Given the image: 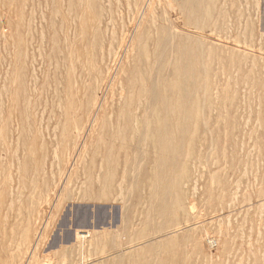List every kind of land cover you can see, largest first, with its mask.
Here are the masks:
<instances>
[{"label": "rangeland", "instance_id": "obj_1", "mask_svg": "<svg viewBox=\"0 0 264 264\" xmlns=\"http://www.w3.org/2000/svg\"><path fill=\"white\" fill-rule=\"evenodd\" d=\"M33 1L32 0H0V54H1L0 55V67H1L0 68V95H1L0 97L2 99L5 96V93H4L5 90L1 88L2 80L5 77L6 79H11V77L14 76V75H11V71H10L11 62L13 59L12 57L14 56L12 52H18L19 51L18 47L21 48V45H22L23 47L22 49H24L25 51L27 50V51L25 52L26 54H25V57L23 58V61H19V62H22L23 65H25V70L22 71L23 76H22V73H19V72H17L16 75L22 78L24 77L23 78L24 83H25L24 96L26 99L30 98L29 100L27 99V101H25L22 98V94L17 93L19 97L13 98L14 99L13 108H16V111L13 112V116L9 120L3 117H1L0 119V130L2 131V134H0V137H1L0 139V178H1V181H0V184H1L0 185L1 187L0 188V246H1L0 247V257L3 255V252L5 253L12 252L14 254L13 262H15V264H19L22 262L24 264L25 263L27 264H34V263L35 264H45V263L48 264L46 261H48L49 264L51 263L52 264H73L75 260L76 261L74 262V264H136V263L137 264H171V263L172 264H256V262L257 264H262V263L264 264V240H263L264 239L263 238L264 237V213H262L264 212V202H263L264 201V172H263L264 171V162H263L264 160V142H263L264 141V138H263L264 137L263 136L264 135V131H263L264 130V119L261 120V117L262 118L264 117V78H263L264 77V72H263L264 71V64H263L264 63V0H231V1L225 0L224 3H223V0H212L211 1L212 9L208 13L210 16L208 14H207L208 16L207 15L205 16L204 14L201 15L203 13V11L201 13V10L199 13L195 12L196 7L194 6L189 7V5H186L185 10L184 9L177 10L179 7H175L176 3L173 1L172 2L175 3V5L171 1L166 2L167 0H158V1L152 0V3H151L152 6L150 7L151 8L150 10L151 12H153V14L155 13V16H156L155 24L156 25H154L155 27L154 26L152 27L153 30L151 29V27L149 28V30H152V32L149 31L148 34H151L152 37H149L148 40H150L151 38L152 41L151 40L150 41L152 45L149 43L150 41H148L149 44H147V47H148L147 49L150 52L151 50H154V48H156L155 47V45L157 44L156 37H158L157 31L160 30L159 28L161 27L166 28V32L169 27L168 33H167L168 35L167 41L168 42L174 41L172 42L173 48L168 53L170 64H171V61L172 63L176 62V64L182 62V60L179 59L181 55H178V53H180L179 52L180 50H178L177 52H176L177 49L175 50V44L177 43L178 39L176 41L172 39H175L176 36H179L180 38L179 40H181L180 43L183 46H188V47L193 46L192 47L193 49H190V50L193 51V53H195L194 55L197 54L196 56L198 58L196 59H198L199 61L198 63L199 67L198 66L197 67L200 71V74H198L196 77H198L201 74L203 75H201L200 78L199 77L195 78L194 79L195 82L194 80H192V82L189 80L184 82V80L180 79L181 83L178 84L179 82L178 81L176 83L177 85L176 87H178V91L181 90L182 88H183L182 91H184V89L186 88L185 89L186 92H190L195 84L197 85L200 83L202 85V87L199 89L200 91L198 92L199 93L198 101H200L199 103L202 102L201 104H198L200 105L198 117L199 116L202 117V120L200 117L199 118L197 117L198 119L202 121V123H199L200 120L197 119L198 121L197 126H196L197 130H194L192 140L188 142L186 139H184L186 142L183 141V143L179 141L176 143L175 141L176 146L172 147V148H176L175 151L170 150L169 152L167 151L165 152L166 154L167 153L170 154V156L168 154L166 155L165 153L163 154L164 157L168 156L167 162L170 164L171 167L167 164V162L163 164L161 163L162 165L158 164L157 162H154L155 161L154 157L149 159L143 156L142 158H138V162L137 160H135L134 162H129L127 164H125L126 161H123L124 160L123 157L121 156L117 157L115 159L116 166H117V174L111 180L110 187L106 189H102V185H100V182H101L100 179L96 178V173L97 174L99 172L103 173L106 170V168L103 166V163L100 161V157L102 154L101 152L103 148L94 147V146L89 145L92 141L90 137L95 135L98 131L93 132L90 129L92 128L91 121L94 115H92L91 110L86 105V100H87L86 98L88 96V99L91 100V98H93L91 94H93V96L97 97L98 104H101L105 101L109 105L114 101V96H112V92L114 91H113V88L110 86L111 85L110 83L113 80L117 82L118 80H120V78H124L122 72L124 70H127V67L129 68L130 64L132 63L133 51L130 53V44L132 40L135 38V36L137 35L136 32H138L139 29L143 31L144 29L148 27L143 21H140L143 19L142 16L146 15L148 11L146 7L147 5L146 3H142L143 2L142 0H135L136 4L132 2L134 0H106L107 2L104 0L105 3L102 2L103 0H98L100 2V5L104 3L101 5V7L103 6L102 8H104L105 4H106L105 8H108L106 10L108 11L109 14L107 13V17H106V14L104 13L107 11L105 10V8H104L105 11L102 10L100 5L98 4L99 2L96 4L97 0H89V2L88 0L86 1L85 0H63V2L62 0H55V1L54 0H51V1L33 0ZM39 1H40V5H39ZM52 1L54 2L53 4H52ZM35 2H38V3L36 4ZM138 2H139V5H138ZM226 2H229V4ZM62 3L64 4V6H62L63 5ZM132 3L134 4V6L132 5ZM168 3H170L171 6L170 4L168 5ZM94 4L96 5V7L98 5V7L96 8ZM237 4H238V7H237ZM128 5L130 7L132 6L131 9L130 7L127 8ZM235 6L237 7V9ZM90 7L92 9H90ZM218 7L220 11L218 10ZM224 7H226V9L228 10H230L229 9L230 7L232 13L233 11L234 13L232 14L230 11L228 12V10H225V9L223 11ZM240 8L242 9L240 10ZM99 9H101V11ZM189 9H191V11ZM130 10H133L132 12L133 15L130 14L131 13ZM161 10L162 11L164 10L166 12L164 13L163 11L161 13L160 12ZM40 11H41V14H40ZM96 11H98L99 15L96 14ZM218 11L219 13L221 12V15L223 16V18H226V20H228V23L226 20H223V18H220L221 15L217 13ZM38 12L39 14H37ZM101 12H103V14H101ZM190 12H194V13L190 14ZM238 12H242L243 15ZM58 13L60 17L59 15H57ZM126 13L128 14V18H126L127 17ZM70 14L72 17L70 16ZM149 14L151 13L149 12ZM167 14H168V17L166 18ZM226 14L227 15L230 14L229 17L232 14V17L233 16L234 17L233 18L230 17L231 19L230 20ZM39 15L41 16V18ZM91 15H93V17ZM101 15H103L104 18L106 17L105 20H103L104 18ZM157 15L160 16L161 18H159ZM217 15L219 16L220 19L218 18ZM84 16H86L87 18ZM112 16L114 18H112ZM27 17H28V20H26ZM57 17L60 20H58ZM100 17L102 18L100 19ZM235 17L237 19H235ZM74 19L75 21H73ZM84 19L87 20L86 25H89L91 27L94 26V28H91L92 31L90 30V27L86 28L88 26L81 25L82 23L85 24ZM181 19H182V22H184V24L186 23L185 26H183L184 24L181 25L182 23ZM216 19L217 20L219 19L218 22ZM97 20H99L98 22L100 24L97 23ZM207 20H210V22L208 21L209 24ZM212 20H214L213 22L215 23V24L213 23V25H211ZM42 21L44 24H42ZM174 21H176L175 25L177 27V32H174L175 30ZM188 21H189V24H188ZM194 21L200 22V23L203 21V22H206V24H204L203 22H202L203 24L198 23L200 25L198 27V24L197 26H195ZM235 21L238 24L235 23ZM62 22L64 23L62 24ZM90 22L92 24H90ZM221 23H224V24L220 25ZM74 24L76 25V27ZM138 24L141 25L139 29H138V26H139ZM30 25L32 27H30ZM61 25H63L62 28H61ZM228 25H230V27ZM231 25L233 28H231ZM222 26L223 27L227 26V27H225L224 29ZM234 26H236V28H234ZM21 27H24L23 30ZM193 27H196L197 30L196 28L194 29ZM200 27H201V31H200ZM206 27L207 28L209 27L210 29L212 28L211 31H209V33L207 30H210V29H207ZM214 27L217 30H215ZM241 27H244V29ZM60 28L62 29V31L60 30ZM226 28L232 29L231 30L232 32L230 31V29L228 30ZM106 29H107V33H106ZM133 29L136 30V32ZM75 30L78 31V33L75 32ZM245 30H246V34H249V35L245 36ZM25 31L27 33H25ZM93 31H95L96 33ZM225 31L226 32L230 31V34L229 32L227 33L229 34V36L230 35L231 36L228 37ZM60 32L62 33V35ZM87 32L89 35H90V32H92L91 36H93V37L90 36L91 42L89 43H87V40H89L87 39L89 37ZM213 32H215L214 33L215 35L213 34ZM75 33H76V36H75ZM172 33L174 34L177 33V34L175 36ZM1 34L5 36H2ZM71 35L72 37H70ZM171 35L174 38L172 37V39H170ZM186 35L187 37H184ZM252 35H253V39L251 38ZM102 36L104 38H102ZM217 36L219 39L217 38ZM85 37L87 40L85 39ZM94 37L98 39L96 43H93L95 42ZM99 37L101 39H99ZM108 37H109V40H108ZM188 38L191 40L190 42L187 41L189 40ZM196 38H199L200 40L198 39L196 40ZM202 40H204L205 42ZM61 41L62 43L60 46L59 43ZM159 42H160L159 44H161V41ZM206 42L208 43L211 42V43L205 44ZM218 43H220L221 45ZM90 44L91 46H89ZM119 44L121 47L119 46ZM117 45L119 46V48ZM152 46H153V49H152ZM210 46L211 47L215 46V49L214 47L212 49ZM54 47H56V49ZM90 47H92L93 50L94 48L98 49L97 51L95 50L96 59L93 57L94 55L92 56L94 52L92 51V49H91V53H89ZM62 48L65 50H63ZM206 48L209 51V55L206 52L207 50ZM210 48L213 51L214 50L216 51L212 52L210 51L211 50ZM100 49H101V52H100ZM185 49H187V47ZM173 50H175V52ZM217 50L218 51L220 50L221 53H219ZM232 50L234 51L232 52ZM36 51L37 52L39 51V52L37 53ZM101 53L103 54L102 56L100 55ZM88 54L90 56H88ZM107 55H109V59ZM241 55H243V57L246 56V58L245 57L243 58ZM64 56H67V57L64 58ZM175 56L176 58L178 56L179 57L176 59L174 58ZM222 56L226 58H223ZM207 57L210 58L208 59V62L209 60L213 62V63L209 62L210 64L208 63V66L206 64L207 62H205L206 61L205 58ZM212 57H214L213 61H212ZM252 58L253 60L256 61V62L253 61L254 64L252 63ZM92 59L96 63L95 64L96 70H100V71L101 69L104 70L103 72L101 71V74H103L105 70L110 69L111 70L110 77L112 78H109L108 79L109 82L107 81L105 85L94 84L95 81L93 78L90 79V85L86 82L85 94L82 93L81 90L79 93V97L82 99L81 111L79 113L77 112L76 115H77V118H79L80 116V118L78 119V124L84 125V123L87 122V127L84 129L83 132H81L80 136H78L77 134L76 137L64 136L65 138L64 137L61 138L59 146L56 149L54 148L55 142L60 140V133H61L60 126H61V122H63L62 119H64L63 118L64 116H62L63 114H61V112H63L62 108L64 107L65 102H66L65 100L66 90L65 89L67 86V82H71L72 80H75V79L79 80V78H81L85 74H86L85 76H88V73H89L88 72L89 71L88 61L90 60V62H92L91 61ZM199 59H201V61L204 62L206 65L205 66L202 65L204 63H202ZM243 59H246V61H243ZM106 61L108 64L105 63ZM220 61H221V65H219ZM102 62H104L105 65L104 63L101 64ZM243 62L244 63L247 62V63L244 64ZM47 64L51 65L52 67L50 66L51 67L50 68L49 65ZM223 64L226 68L222 67ZM106 65H107V68H106ZM211 65H213L214 68ZM170 66L168 68V71L169 69L171 70ZM209 66H211L212 68ZM197 67H196V70H197ZM202 67H204L203 69H205L206 72L204 71L202 72V70H200L202 69ZM237 67H239V69H237ZM193 68L195 69V67ZM217 68H220L221 70L223 69V72H221V70H218ZM252 68H254L255 70ZM51 69L52 71H49ZM33 70H34V73H33ZM4 71L7 75L6 74L3 75ZM67 71L69 72L68 75H67L68 73ZM212 71L213 72L215 71L214 75L212 74ZM252 73L253 75H251ZM45 75H47V78L45 77ZM206 75H209V76H206ZM233 75L235 76L233 77ZM261 75L263 77H261ZM205 76L207 78H205ZM220 77L222 79L223 77H225V79L220 80L221 79ZM247 77L249 78V82L248 80H246L248 79ZM204 78L207 80L210 79L211 81H207L206 83ZM199 79H201L202 82L198 81ZM227 81H230V83L229 82L227 83V85L229 84L228 86L225 84ZM204 82L207 85V90L206 92H201L203 91V86L205 85ZM234 82L236 83L235 85H234ZM182 83L183 85L181 87L180 85ZM252 83H254L253 87H252ZM7 84L8 83L6 82L5 87L8 86ZM33 84H34V87H33ZM93 84L97 87H93ZM191 84H193V86ZM223 84H224V87H223ZM238 84L240 86H238ZM11 85H9V88L15 87ZM233 86L236 89H234ZM227 87H228V91L226 89ZM239 87L241 89H238ZM251 87H252V90H251ZM255 87L257 88L255 89ZM93 88L94 89L96 88L97 90L96 89L93 90ZM229 88L232 89V91H230ZM242 89H243V94H242ZM95 91L96 93H93ZM207 91L209 92V94L207 93ZM213 91L215 92L213 93ZM248 91L250 92L252 91L251 92L252 95L250 93H247ZM1 92L4 96L1 94ZM211 93L214 96H212ZM206 94L209 96L207 97ZM221 94H223V97L226 99H224ZM219 95L224 99L225 101L224 103H223V100H221L222 103H220L221 101H220ZM217 96H218V99L216 98ZM227 96L229 97L231 96L232 99ZM239 96L241 100L240 98H238ZM258 97H259V100L257 99ZM199 98H201L202 100ZM4 101H6L5 97L4 99H2V101L0 100V104H1L0 109L2 108V103L5 105L6 102ZM8 105H10V103H8ZM258 105L259 107L257 108ZM36 106H37V109H36ZM207 106L208 108H206ZM41 107H43L42 110H41ZM25 109L28 112L23 111ZM260 110L262 111L260 112ZM223 113H226V114H223ZM259 113H260V116H259ZM221 114H223L224 116H221ZM20 115H22V119ZM213 115H215L216 119L214 118ZM23 116L25 118L29 116L27 118L28 122L25 120ZM207 116L210 118H207ZM219 118H224V119H221L220 121ZM4 119L7 121L3 125L2 121H4ZM20 119L22 121H20ZM40 119H41V122H40ZM23 120L25 121V123H28L30 127H28V125L27 126L25 125L24 127H22V124H24ZM231 121H234L232 123L233 125L230 123ZM218 123H219V126H218ZM37 124L40 126H37ZM214 124H216V126H213ZM220 125H222L221 130H220ZM231 125L233 127H231ZM3 126H5V128ZM2 127L4 128V132L2 130ZM32 128H33V131L31 132ZM99 128H100V121H98V130ZM214 128L217 130V132ZM28 132L31 134V136H27ZM218 132L221 134H218ZM3 133H4V137L2 136ZM237 134L239 136H237ZM255 135H257V137ZM211 137L212 139H210ZM236 137L239 139L236 140ZM259 137L260 138L262 137L263 139L262 138L260 139ZM80 138H82L81 140L83 142L80 140L81 145L77 146L78 145L77 142ZM219 138L222 140V142ZM225 138L227 139L226 141H225ZM212 141L214 142V144ZM228 141L230 143H227ZM241 141L242 142L244 141L243 143L247 145L242 144ZM238 143H239V146H238ZM192 144H194L195 146H193ZM181 145L183 146V148ZM212 145H214V148L216 147L214 151L213 150L211 151ZM257 145H259V149ZM218 147H220L219 150H218ZM178 148H179V151L177 152ZM49 150H51L52 152H50ZM30 151L31 152L33 151L34 155L31 154ZM181 151H182V156L180 157ZM219 151H222V152H219ZM252 151L254 154L252 153ZM14 152H16V155L14 154ZM155 152L157 151H154V153ZM218 152L222 153V155H220ZM176 153H177V157H176ZM53 154L55 157L53 156ZM93 154L95 155L94 157H93ZM32 155L34 158L31 157ZM202 155H203V158H202ZM83 157H86V158H83ZM255 157H257L256 160L258 162H256ZM189 159L191 160L189 161ZM32 160H34L33 163H31ZM45 160L47 161L45 162ZM179 160L180 161L182 160V161L179 163ZM16 161H19V162H16ZM260 162H263V163L260 164ZM34 163H36V165H34ZM223 163H224V167H222ZM10 164L12 165V167ZM243 165L245 167H243ZM35 166L36 168H33ZM226 166L227 168L225 169ZM168 167H170L171 170ZM155 168H159L157 172ZM251 168L254 170H252ZM80 169H81V172H80ZM239 169H241V171H239ZM161 170H162V174H160ZM169 170H170V173H168ZM7 171H9L10 173ZM124 171L125 172L127 171V172L125 173ZM35 172H37V174ZM176 173H178L179 175ZM7 174L10 175V177H7ZM159 174L162 177H159ZM163 175H165L166 177ZM211 175L212 177H210ZM221 177L222 178L224 177V178L222 179ZM4 178H6L7 180H4ZM2 179H3V182H2ZM16 180H17V183H16ZM163 180L164 181L168 180L170 183L171 182L177 183L176 188L169 189V191L167 189L165 190V192L163 191L164 193L161 192L159 189V186L161 185V183L159 182H163ZM222 180L223 182L224 180H226L225 182L226 185L225 183L222 182ZM75 182H76V185H75ZM92 182L95 185L94 188L90 187V184ZM154 182H155V185H154ZM229 182L231 184L233 183L232 186ZM16 184L17 186H14ZM132 184H133V188H132ZM219 184L222 186H220ZM251 185H253V187H251ZM155 187L156 189H154ZM37 188L41 191L39 192ZM70 189H72V191H69ZM150 190L154 191L152 195H149ZM156 192H158L159 194H157ZM169 192L173 196L175 194L181 197L180 202L182 204V210H180V212L177 214V217H175V219L173 220H170L169 216L166 213L165 214L160 213L162 212L160 210L161 202L162 201L169 202L170 199L168 198L172 197L169 194ZM254 195L255 197H253ZM46 196H47V199H45ZM150 201H151V205H150ZM249 202H251V204ZM249 204L251 205V207L254 205L252 207L253 209L250 208ZM35 206L37 207L40 206V207L37 208ZM262 214L263 216H261ZM27 215L29 216V218L27 217ZM217 215L218 216L220 215L219 216L220 218ZM257 216H261V217H257ZM258 218H260L261 220ZM26 219L27 221L29 219L32 222V224H30L31 222L29 221L28 222L25 221ZM253 222H255V225ZM96 226H97V229H96ZM99 227L100 228L102 227V228L100 229ZM85 228L92 230L93 235L97 233L96 235L99 236L100 238L102 237V235H103L102 238L109 235L108 239L107 240L103 239L100 241H93L94 245L91 240L89 241V239H87L85 243L86 246H84V249H80L79 246L77 248V244L74 241V232L76 230H85ZM179 229H181V231H179ZM27 233H30V234H27ZM249 233H250V236H249ZM255 236H256L257 241L255 239ZM231 237L233 238L230 239ZM249 238L251 239L247 240ZM53 242H55V244ZM19 244H20V248H17ZM250 244L253 246H250ZM34 246L36 247V249L34 248ZM88 246L90 247L88 248ZM98 246L100 248H98ZM28 247H29V250H28ZM128 248H131V250ZM91 250H93L94 252ZM31 251L33 254L30 253ZM97 252L98 254L96 255ZM91 253L93 255H91ZM256 253H258L259 255H257ZM0 264H1V261H0Z\"/></svg>", "mask_w": 264, "mask_h": 264}, {"label": "bare ground", "instance_id": "obj_2", "mask_svg": "<svg viewBox=\"0 0 264 264\" xmlns=\"http://www.w3.org/2000/svg\"><path fill=\"white\" fill-rule=\"evenodd\" d=\"M33 1V0H32ZM38 1V0H37ZM49 1H51V0H49ZM55 1V0H54ZM86 1V0H85ZM106 1V0H105ZM105 1L103 0L102 2H104L105 3ZM143 2L142 3H146V7H147V9H148V11L151 13V14H149V12L147 11V13H146V15H144V16H142L143 17V19L142 20H140V21H143L148 27L146 28V29H144L143 31H141V29H139V27L141 26L140 24H138L139 26H138V32H136V30H134L136 33H137V35L135 36V38L132 40V42H131V44H130V53L133 51V58H132V63L130 64V67L128 68L127 67V70H124L122 73H123V76H124V78H120V80H118L117 82H115L114 80L110 83L111 85V87L113 88V91L114 92H116V93H114V92H112V96H114V101L111 103V104H107L105 101L103 102V103H101V104H98V99H97V97L96 96H93V94H91L92 95V97L93 98H91V100H89L88 99V96H87V100H86V105H87V107L91 110V113H92V115H94L93 116V118H92V121H91V125H92V128H90L93 132H97L95 135H93V136H91L90 137V139H92V141H91V143L89 144L90 146H94V147H101V148H103V150H102V154H101V157H100V161L103 163V166L106 168V170L102 173V172H99L98 174L96 173V178H98V179H100V185H102V189H106V188H108V187H110V183H111V180L116 176V174H117V166H116V158L117 157H123V161H126L125 162V164H127V163H129V162H134L135 160H137V162H138V158H142L143 156L144 157H147V158H149V159H151V158H153L154 157V159H155V161L154 162H157L158 164H163V163H166L167 162V157L165 156H163V154L167 151V152H169L170 150H174L175 151V149L176 148H172L173 146H176V143L179 141V142H181V143H183V141H185L184 139H186L188 142L190 141V140H192V138H193V132H194V130H197L196 129V126H197V119L200 117H198V115H199V106L200 105H198V104H201V103H199L200 101H198V97H199V89L202 87V85L199 83V84H197V85H199V86H197L196 84L194 85V87L192 88V90L190 91V92H186V88L184 89V91H182V89L181 90H179L178 91V87H176L177 85H176V83L178 82V84L179 83H181L180 82V79H182V80H184V82L185 81H187V80H189V81H191L192 82V80H194L195 78H200V76L201 75H203V74H201V75H199L198 77H196L198 74H200V71H199V69H198V67H199V65H198V63H199V61H198V59H196V58H198L196 55H194L195 53H193V51H191L190 49H193L192 47L193 46H191V47H188V46H183L180 42H181V40H179L180 38H179V36H176V34H174V33H172V34H174L176 37H175V39H172V35L169 37L170 39H172V40H177L178 39V41H177V43L175 44V50H176V52L178 51V50H180L179 52L180 53H178V55H181L180 57H179V59L180 60H182V62L181 63H178V64H176V62H174V63H172V61H171V64H170V61H169V55H168V53H169V51L173 48V43L172 42H174V41H172V42H168L167 40V38H168V35H167V33H168V29H169V27H168V29H167V32H166V28H163V27H161V28H159L160 30H158L157 31V36L158 37H156L157 38V44L155 45V47L156 48H154V50H151L150 52L148 51V47H147V44H151V38H150V40H148V38L149 37H152V35L151 34H148V32L149 31H151L152 32V27L154 26V25H156L155 24V20H156V16H155V13L153 14V12H151V6H152V0H142ZM158 1V0H157ZM168 1H173V2H175L176 3V5H175V3H173L174 5H175V7H179L177 10H179V9H184L185 10V8H186V5H189V7H196V9H195V12H197V13H199L200 12V10H201V13H202V11H203V13L201 14V15H207L208 13H209V11L212 9L211 8V1L212 0H167L166 2H168ZM229 1H231V0H229ZM14 2V1H13ZM12 2V3H13ZM16 2V1H15ZM31 2V1H30ZM34 2V1H33ZM32 2V3H33ZM45 2V1H44ZM62 2H63V0H62ZM88 2H89V0H88ZM99 1L97 0L96 1V4L98 3ZM107 2V1H106ZM109 2H111V1H109ZM118 2V1H117ZM132 2H134V4H136V2H135V0L134 1H132ZM225 2V0H223V3ZM36 4L38 3V2H35ZM54 2L52 1V4H53ZM78 3V2H77ZM76 3V4H77ZM104 3H102V4H104ZM127 3V2H126ZM131 3V2H130ZM129 3V4H130ZM220 3V2H219ZM222 3V2H221ZM226 3H228L229 4V2H226ZM236 3H237V1H236ZM43 4V3H42ZM56 4V3H55ZM63 4V3H62ZM87 4V3H86ZM90 4V3H89ZM99 5H100V2L98 3ZM101 4V5H102ZM112 4V3H111ZM115 4H117V3H115ZM134 4L132 3V5L134 6ZM155 4V3H154ZM170 3H168V5H169ZM2 5V4H1ZM39 5H40V1H39ZM46 5V4H45ZM95 5V4H94ZM101 5H100V7H101ZM138 5H139V2H138ZM137 5V6H138ZM162 5V4H161ZM167 5V6H168ZM225 5V4H224ZM223 5V6H224ZM233 5H235V4H233ZM37 6V5H36ZM62 6H64V4L62 5ZM74 6H75V4H74ZM73 6V7H74ZM82 6V5H81ZM105 6H106V4L104 5V8H105ZM107 6H108V4H107ZM159 6V5H158ZM170 6H171V4H170ZM226 6V5H225ZM240 6V5H239ZM54 7H56V6H54ZM86 7H88V6H86ZM93 7V6H92ZM95 7H96V5H95ZM97 7H98V5H97ZM96 7V8H97ZM103 7V6H102ZM101 7V8H102ZM130 6L128 5V7L127 8H129ZM132 7V6H131ZM131 7H130V9H131ZM169 7V6H168ZM181 7V8H180ZM222 7V6H221ZM236 7V6H235ZM234 7V8H235ZM237 7H238V4H237ZM237 7H236V9H237ZM3 8V7H2ZM24 8H25V6H24ZM44 8V7H43ZM66 8V7H65ZM81 8V7H80ZM104 8H102V10H104ZM119 8H121V7H119ZM171 8V7H170ZM169 8V9H170ZM227 8H228V6H227ZM232 8H233V6H232ZM72 9V8H71ZM90 9H92L91 7H90ZM106 9H108V8H105V10ZM133 9V8H132ZM176 9V8H175ZM192 9V8H191ZM191 9H189L190 11H191ZM214 9V8H213ZM224 9L225 10H228V9H226V7H224L223 8V11H224ZM229 9L230 10H228V12L230 11L231 13H232V11H231V8L229 7ZM239 9V8H238ZM242 8H240V10H241ZM50 10V9H49ZM58 10V9H57ZM77 10V9H76ZM100 11H101V9H99ZM104 10V11H105ZM135 10V9H134ZM156 10V9H155ZM183 10V11H184ZM193 10V9H192ZM218 10L220 11V9H219V7H218ZM31 11V10H30ZM29 11V12H30ZM39 11V10H38ZM45 11V10H44ZM91 11V10H90ZM93 11V10H92ZM107 11V10H106ZM137 11V10H136ZM135 11V12H136ZM164 11V10H163ZM162 10L160 11L161 13L163 12ZM212 11H214V10H212ZM219 11L217 12L219 15H221V12L219 13ZM222 11V12H223ZM51 12H52V10H51ZM84 12V11H83ZM130 14H132V12H133V10H130ZM156 12V11H155ZM166 11H164V13H165ZM180 12V11H179ZM227 12V11H226ZM33 13H34V11H33ZM78 13V12H77ZM91 13V12H90ZM107 13H108V11L107 12H105L104 14H106V17H107ZM168 13V12H167ZM192 13H194V12H190V14H192ZM197 13H195V14H197ZM212 13V12H211ZM233 13H234V11H233ZM232 13V14H233ZM238 13H240V14H242V12H238ZM24 14V13H23ZM37 14H39V12L37 13ZM40 14H41V11H40ZM88 14V13H87ZM92 14H94V13H92ZM96 14L97 15H99L98 14V11H96ZM101 14H103V12H101ZM109 14V13H108ZM127 14V13H126ZM134 14H136V13H134ZM140 14V13H139ZM223 14V13H222ZM228 14V13H227ZM226 14V15H227ZM232 14H231V16L230 17H232ZM236 14V13H235ZM35 15V14H34ZM33 15V16H34ZM57 15H59V13L57 14ZM73 15V14H72ZM84 15V14H83ZM133 15V14H132ZM149 15V16H148ZM165 15V14H164ZM209 15V14H208ZM207 15V16H208ZM224 15V14H223ZM230 15V14H229ZM229 15H227L228 16V18L230 19V17H229ZM243 15V14H242ZM40 16V15H39ZM70 16H71V14H70ZM92 17H93V15H91ZM102 17H103V15H101ZM127 17L126 18H128V14L126 15ZM131 16V15H130ZM129 16V17H130ZM158 16V15H157ZM192 16V15H191ZM210 16V15H209ZM218 16V15H217ZM217 16H215V17H217ZM237 16H238V14H237ZM236 16V17H237ZM38 17V16H37ZM55 17V16H54ZM59 17H60V15H59ZM72 17V16H71ZM78 17V16H77ZM82 17V16H81ZM84 17H86V16H84ZM99 17V16H98ZM102 17H100V19L102 18ZM105 17V18H106ZM159 18H161L160 16H158ZM168 17V14H167V16H166V18ZM199 17V16H198ZM201 17V16H200ZM234 17V16H233ZM232 17V18H233ZM235 17V19H237ZM21 18V17H20ZM34 18V17H33ZM40 18H41V16H40ZM87 18V17H86ZM104 18V17H103ZM105 18L103 19V20H105ZM112 18H114L113 16H112ZM120 18V17H119ZM131 18V17H130ZM138 18V17H137ZM163 18V17H162ZM182 18V17H181ZM218 18H219V16H218ZM220 18H223V16L221 15V17ZM219 18V19H220ZM242 18V17H241ZM240 18V19H241ZM2 19V18H1ZM8 19V18H7ZM25 19V18H24ZM42 19H43V17H42ZM50 19V18H49ZM57 19H58V17H57ZM68 19H70V18H68ZM76 19V18H75ZM75 19L73 20V21H75ZM77 19H79V18H77ZM93 19V18H92ZM98 19V18H97ZM110 19V18H109ZM108 19V20H109ZM123 19V18H122ZM201 19V18H200ZM202 19H203V17H202ZM212 19V18H211ZM210 19V20H211ZM218 19V20H219ZM234 19V20H235ZM3 20V19H2ZM26 20H28V17H27V19ZM41 20V19H40ZM58 20H60V19H58ZM57 20V21H58ZM89 20V19H88ZM112 20V19H111ZM127 20V19H126ZM131 20V19H130ZM139 20V19H138ZM163 20V19H162ZM161 20V21H162ZM196 20V19H195ZM198 20H199V18H198ZM210 20H207V22L209 21L210 22ZM217 20V19H216ZM216 20H215V22H216ZM218 20H217V22H218ZM223 20H226V18H223ZM231 20V19H230ZM243 20H244V18H243ZM31 21V20H30ZM35 21V20H34ZM61 21H62V19H61ZM72 21V20H71ZM82 21V20H81ZM81 21H80V23H81ZM86 21L87 20H85L84 19V22H85V24H81V25H86L87 23H86ZM96 21V20H95ZM95 21H93V22H95ZM99 20H97V23H99L98 22ZM101 21V20H100ZM125 21V20H124ZM184 21V20H183ZM214 20H212V23H211V25H213V22ZM227 21V23H228V20H226ZM24 22V21H23ZM41 22V21H40ZM55 22V21H54ZM120 22H121V20H120ZM132 22V21H131ZM181 22H182V19H181ZM195 22V21H194ZM203 22V21H202ZM200 23V22H195L194 24H195V26H197V24L199 23V24H206V22H203V23ZM209 22H208V24H209ZM239 22V21H238ZM28 23V22H27ZM64 22H62V24H63ZM74 23V22H73ZM108 23H109V21H108ZM129 23V22H128ZM164 23V22H163ZM175 23H176V21H174V28H175V30H174V32H177V27H176V25H175ZM235 23H237L236 21H235ZM18 24V23H17ZM23 24V23H22ZM39 24V23H38ZM42 24H44L43 23V21H42ZM71 24V23H70ZM69 24V25H70ZM76 24H77V22H76ZM89 24V23H88ZM90 24H92L91 22H90ZM100 24V23H99ZM137 24V23H136ZM161 24V23H160ZM182 24H184V22H182L181 23V25ZM186 24V23H185ZM185 24L183 25V26H185ZM188 24H189V21H188ZM198 24V27L200 26ZM207 24V25H208ZM215 24V23H214ZM222 24H224V23H221L220 25H222ZM232 24V23H231ZM238 24V23H237ZM32 25V24H31ZM30 25V27H32ZM49 25V24H48ZM75 25V24H74ZM106 25V24H105ZM109 25V24H108ZM112 25V24H111ZM110 25V26H111ZM144 25V24H143ZM172 25V24H171ZM217 25V24H216ZM242 25V24H241ZM62 26L63 25H61V28H62ZM86 26H88V27H86V28H89L90 27V30H91V28H94V26L93 27H91V26H89V25H86ZM218 26V25H217ZM229 27H230V25H228ZM238 26V25H237ZM26 27H27V25H26ZM42 27V26H41ZM66 27V26H65ZM74 27V26H73ZM75 27H76V25H75ZM84 27V26H83ZM82 27V28H83ZM113 27V26H112ZM126 27V26H125ZM151 27V29L152 30H149V28ZM155 27V26H154ZM164 27H166V26H164ZM189 27H190V25H189ZM205 27V26H204ZM223 27V26H222ZM225 27H227V26H224L223 28L225 29ZM22 28V30H23V28L24 27H21ZM60 28V30L62 31V29ZM71 28V27H70ZM117 28V27H116ZM115 28V29H116ZM145 28V27H144ZM194 29L196 28V27H193ZM207 28V27H206ZM215 28V27H214ZM218 28V27H217ZM221 28V27H220ZM231 28H233L232 27V25H231ZM234 28H236V26H234ZM240 28V27H239ZM238 28V29H239ZM241 28H243L244 29V27H241ZM27 29V28H26ZM69 29V28H68ZM73 29V28H72ZM77 29V28H76ZM137 29V28H136ZM193 29V30H194ZM207 29H210L209 27L207 28ZM212 29V28H211ZM211 29L210 30H207L208 31V33H209V31H211ZM226 29H228V28H226ZM230 29V28H229ZM228 29V30H229ZM252 29V28H251ZM25 30V29H24ZM88 30V29H87ZM196 30H197V28H196ZM203 30V29H202ZM206 30V29H205ZM214 30V29H213ZM215 30H217L216 28H215ZM214 30V31H215ZM232 29H230V31H231ZM235 30H237V29H235ZM253 30V29H252ZM92 31V30H91ZM103 31V30H102ZM170 31V30H169ZM182 31V30H181ZM198 31H199V29H198ZM200 31H201V27H200ZM230 31H227V32H229V34H230ZM239 31V30H238ZM2 32V31H1ZM40 32V31H39ZM75 32H77L78 33V31H76L75 30ZM89 32V31H88ZM88 32H87V34H88ZM93 32H95V31H93ZM108 32H109V30H108ZM133 32V31H132ZM154 32V31H153ZM172 32H173V30H172ZM184 32V31H183ZM226 32V31H225ZM226 32V33H227ZM232 32V31H231ZM25 33H27L26 31H25ZM61 33V32H60ZM68 33H69V31H68ZM91 33L92 32H90V35L88 34V38L87 39H89V40H87L86 39V37H85V39L87 40V43H89V42H91L90 40V38L91 37H93V36H91ZM96 33V32H95ZM106 33H107V29H106ZM124 33V32H123ZM182 33V32H181ZM181 33H179V34H181ZM215 32H213V34H214ZM224 33V32H223ZM233 33H234V31H233ZM249 33V32H248ZM18 34V33H17ZM64 34V33H63ZM80 34H81V32H80ZM183 34V33H182ZM191 34V33H190ZM211 34V33H210ZM229 34L227 33V36L228 37H230L229 36ZM232 34V33H231ZM236 34V33H235ZM242 34H244V33H242ZM251 34H253V33H251ZM255 34V33H254ZM2 36H5V35H3V34H1ZM61 35H62V33H61ZM65 35H67V34H65ZM93 35V34H92ZM100 35V34H99ZM101 35H103V34H101ZM110 35V34H109ZM108 35V36H109ZM131 35V34H130ZM215 35V34H214ZM240 35H241V33H240ZM246 35H249V34H246V30H245V36ZM21 36V35H20ZM31 36V35H30ZM51 36V35H50ZM75 36H76V33H75ZM79 36H81V35H79ZM91 36V37H90ZM156 36V35H155ZM188 36H190V35H188ZM197 36V35H196ZM225 36H226V34H225ZM234 36V35H233ZM251 36V35H250ZM43 37V36H42ZM70 37H72V35L70 36ZM154 37V36H153ZM178 37V38H177ZM184 37H187V35L186 36H184ZM194 37V36H193ZM74 38V37H73ZM95 38V37H94ZM94 38H92V39H94ZM102 38H104L103 36H102ZM125 38V37H124ZM174 38V37H173ZM192 38V37H191ZM217 38H218V36H217ZM252 39H253V35H252V37H251ZM4 39V38H3ZM2 39V40H3ZM22 39V38H21ZM97 38H95V42H93V43H96V41H98V39L96 40ZM99 39H101L100 37H99ZM106 39V38H105ZM121 39V38H120ZM189 39V38H188ZM195 39V38H194ZM200 40L199 38H196V40ZM219 39V38H218ZM5 40V39H4ZM43 40V39H42ZM50 40H51V38H50ZM108 40H109V37H108ZM207 40V39H206ZM12 41V40H11ZM10 41V42H11ZM30 41V40H29ZM59 41V40H58ZM63 41V40H62ZM62 41L59 43L60 44V46H61V43H62ZM129 41V40H128ZM148 41H150L149 43H148ZM159 41H161V44H159L160 42ZM187 41H191L190 39L189 40H187ZM202 41H204V40H202ZM233 41V40H232ZM52 42V41H51ZM50 42V43H51ZM54 42V41H53ZM101 42H103V41H101ZM110 42V41H109ZM121 42H122V40H121ZM188 42V43H189ZM205 42V41H204ZM214 42V41H213ZM42 43V42H41ZM92 43V44H93ZM97 43H99V42H97ZM120 43V42H119ZM187 43V44H188ZM208 42H206L205 44H207ZM209 43H211V42H209ZM208 43V44H209ZM19 44V43H18ZM20 44H22V43H20ZM38 44V43H37ZM82 44V43H81ZM103 44V43H102ZM199 44V43H198ZM204 44V45H205ZM218 44H220V43H218ZM4 45V44H3ZM2 45V46H3ZM15 45V44H14ZM25 45H26V43H25ZM30 45V44H29ZM65 45V44H64ZM95 45V44H94ZM97 45V44H96ZM112 45V44H111ZM114 45V44H113ZM122 45V44H121ZM152 45V44H151ZM195 45V44H194ZM200 45V44H199ZM217 45V44H216ZM215 45V46H216ZM221 45V44H220ZM7 46V45H6ZM19 46V45H18ZM38 46V45H37ZM51 46H52V44H51ZM89 46H91V44L89 45ZM115 46H116V44H115ZM118 46V45H117ZM119 46H120V44H119ZM119 46H118V48H119ZM182 46H183V48H182ZM215 46H213L214 47V49H215ZM8 47V46H7ZM11 47V46H10ZM15 47V46H14ZM13 47V48H14ZM97 47V46H96ZM114 47V46H113ZM121 47V46H120ZM126 47V46H125ZM187 47V49H185V48ZM200 47V46H199ZM209 47V46H208ZM207 47V48H208ZM211 47V46H210ZM213 47H211L212 49H213ZM223 47V46H222ZM23 47H22V45H21V48H19L18 47V49H19V51L18 52H12L13 53V59H12V62H11V69H10V71H11V75H14V76H12L11 77V79H6V77L2 80V84H1V88L2 89H4L5 90V96L2 94V92H1V94L5 97V100L6 101H4V102H6L5 103V105L2 103V108L0 109V119H1V117H3V118H5V119H7V120H9L12 116H13V112L14 111H16V108H13V102H14V99L13 98H18L19 97V95L18 94H22V98H23V100H25V101H27V99L25 98V96H24V93H25V83H24V77L22 78V77H20V76H17L16 74H17V72H19V73H22V71L23 70H25V65H23V63L22 62H19V61H23V58L25 57V52L27 51H25L24 49H22ZM25 48V47H24ZM36 48H38V47H36ZM55 49H56V47H54ZM109 48V47H108ZM189 48V49H188ZM195 48V47H194ZM201 48V47H200ZM206 48V49H207ZM210 48V49H211ZM235 48V47H234ZM233 48V49H234ZM6 49V48H5ZM27 49V48H26ZM58 49H60V48H58ZM63 49V48H62ZM91 49H92V51H94L93 52V54H92V56L95 58V52L98 50V49H95L94 48V50H93V48L92 47H90V52L89 53H91ZM151 49V48H150ZM152 49H153V46H152ZM210 50V51H212V52H215L216 50ZM230 49H232V48H230ZM38 50V49H37ZM50 50V49H49ZM63 50H65V49H63ZM96 50V51H95ZM175 50H173L174 52H175ZM195 50V49H194ZM201 50V49H200ZM205 50V49H204ZM235 50V49H234ZM234 50H232V52L234 51ZM16 51H17V49H16ZM70 51V50H69ZM68 51V52H69ZM129 51V50H128ZM127 51V52H128ZM196 51V50H195ZM194 51V52H195ZM218 51V50H217ZM37 52V51H36ZM39 52V51H38ZM37 52V53H38ZM43 52V51H42ZM72 52V51H71ZM79 52H80V50H79ZM87 52H88V50H87ZM100 52H101V49H100ZM103 52V51H102ZM205 52V51H204ZM206 52L208 53V55H209V51H208V49L206 50ZM219 53H221L220 52V50L218 51ZM217 52V53H218ZM228 52V51H227ZM5 53V52H4ZM99 53V52H98ZM199 53V52H198ZM202 53V52H201ZM238 53V52H237ZM240 53V52H239ZM19 54V55H18ZM43 54V53H42ZM125 54V53H124ZM171 54H172V52H171ZM212 54H214V53H212ZM211 54V55H212ZM225 54V53H224ZM1 55V54H0ZM5 55V54H4ZM17 55V56H16ZM38 55V54H37ZM77 55V54H76ZM87 55V54H86ZM96 55H98V54H96ZM101 56L103 55L102 53L100 54ZM110 55V54H109ZM109 55H107L108 56V59H109ZM207 55V56H208ZM218 55V54H217ZM216 55V56H217ZM222 55V54H221ZM231 55V54H230ZM239 55V54H238ZM249 55V54H248ZM27 56V55H26ZM31 56V55H30ZM40 56H41V54H40ZM88 56H90L89 54H88ZM100 56V57H101ZM115 56V55H114ZM215 56V55H214ZM225 56V55H224ZM224 56H222L223 58H226V57H224ZM228 56H229V54H228ZM242 57H243V55H241ZM240 56V57H241ZM2 57V56H1ZM65 57H67V56H64V58ZM71 57V56H70ZM99 57V56H98ZM111 57V56H110ZM118 57V56H117ZM177 57V58H178ZM231 57V56H230ZM229 57V58H230ZM241 57V58H242ZM245 58H246V56H244ZM243 57V58H244ZM17 58H19V59H17ZM37 58V57H36ZM93 58V59H94ZM112 58V57H111ZM130 58V59H131ZM174 58H176V56L174 57ZM176 58V59H177ZM213 58L214 57H212V61H213ZM215 58H217V57H215ZM240 58V59H241ZM251 58V57H250ZM51 59V58H50ZM93 59L91 60L92 62H90V60L88 61L89 62V73H88V76H82L81 78H79V80H77V79H75V80H72L71 82H67V86H66V92H65V100H66V102H65V105H64V107L62 108L63 109V112H61V114H63L62 116H64L63 118L64 119H62L63 120V122H61V126H60V140L59 141H57V142H55V147L54 148H56L57 149V147L59 146V143H60V141H61V138H63L64 136H69V137H71V136H73V137H76L77 136V134H78V136H80V134H81V132H83L84 131V129L87 127V122H85L84 123V125H79L78 124V119L80 118V116H79V118H77V112L79 113L80 111H81V105H82V99L79 97V93H80V90H81V92L82 93H84L85 94V90H86V86H85V84H86V82L90 85V79L91 78H93L94 79V81H95V83L94 84H96V85H98V84H100V85H105L106 83H107V81H108V79L109 78H112V77H110L111 76V70L110 69H108V70H105V72L103 73V74H101V71L103 72L104 70H102L101 69V71L100 70H96V66H95V62L93 61ZM96 59V58H95ZM107 59V60H108ZM208 59H210V58H205V62H207L206 64H207V66H208V63L209 62H211V60H209V62H208ZM219 59V58H218ZM228 59V58H227ZM3 60V59H2ZM1 60V61H2ZM8 60H9V58H8ZM67 60V59H66ZM98 60V59H97ZM112 60V59H111ZM114 60V59H113ZM127 60V59H126ZM200 61H201V59H199ZM216 60V59H215ZM248 60V59H247ZM33 61H34V59H33ZM73 61V60H72ZM86 61V60H85ZM84 61V62H85ZM99 61V60H98ZM109 61V60H108ZM125 61V60H124ZM174 61V60H173ZM229 61H230V59H229ZM243 61H246V59H243ZM253 61L254 62H256L255 60H253V58H252V63H253ZM31 62H32V60H31ZM40 62V61H39ZM49 62V61H48ZM47 62V63H48ZM69 62V61H68ZM119 62V61H118ZM202 62V61H201ZM201 62H200V64H201ZM215 62V61H214ZM218 62V61H217ZM3 63H4V61H3ZM51 63V62H50ZM59 63V62H58ZM83 63V62H82ZM99 63V62H98ZM104 62H102L101 64H103ZM105 63H107V61L105 62ZM105 63H104V65H105ZM114 63H115V61H114ZM202 63H204V62H202ZM211 63H213V62H211ZM216 63V62H215ZM220 64L219 65H221V61L219 62ZM230 63V62H229ZM238 63V62H237ZM244 63V62H243ZM247 63V62H246ZM246 63H244V64H246ZM248 63H250V62H248ZM8 64V63H7ZM29 64V63H28ZM54 64V63H53ZM62 64V63H61ZM64 64V63H63ZM71 64V63H70ZM108 64V63H107ZM118 64V63H117ZM205 63L204 64H202V65H206ZM210 64V63H209ZM231 64V63H230ZM239 64V63H238ZM254 64V63H253ZM264 64V63H263ZM262 64V65H263ZM9 65V64H8ZM8 65H7V67H8ZM47 65H49V64H47ZM87 65V64H86ZM171 65V66H170ZM51 65H49V67H50ZM54 66V65H53ZM113 66V65H112ZM169 66L171 67V70L169 69V71H168V68H169ZM198 66V67H197ZM201 66V65H200ZM211 66H213V65H211ZM211 66H209V67H211ZM216 66V65H215ZM232 66V65H231ZM250 66V65H249ZM6 67V68H7ZM52 67V66H51ZM50 67V68H51ZM61 67H62V65H61ZM193 67H195V69L193 68ZM196 67H197V70H196ZM220 67V66H219ZM223 68L225 67L224 66V64H223V66H222ZM1 68V67H0ZM5 68V69H6ZM37 68H38V66H37ZM72 68V67H71ZM102 68V67H101ZM106 68H107V65H106ZM113 68V67H112ZM204 67H202V69H200V70H202V72L204 71V72H206L205 71V69H203ZM212 68V67H211ZM213 68H214V66H213ZM226 68V67H225ZM259 68V67H258ZM262 68V67H261ZM260 68V69H261ZM53 69V68H52ZM52 69L51 70H49V71H52ZM63 69V68H62ZM66 69H67V67H66ZM65 69V70H66ZM82 69V68H81ZM99 69H100V67H99ZM208 69H210V68H208ZM218 70H221L220 68H217ZM237 69H239V67H237ZM236 69V70H237ZM247 69V68H246ZM252 69H254V68H252ZM260 69H259V71H260ZM39 70V69H38ZM87 70V69H86ZM85 70V71H86ZM217 70V71H218ZM255 70V69H254ZM31 71V70H30ZM74 71H75V69H74ZM74 71H72V72H74ZM84 71V70H83ZM82 71V72H83ZM115 71V70H114ZM226 71V70H225ZM224 71V72H225ZM240 71V70H239ZM56 72H58V71H56ZM68 72V71H67ZM221 72H223V69L221 70ZM220 72V73H221ZM228 72H229V70H228ZM235 72V71H234ZM264 72V71H263ZM33 73H34V70H33ZM32 73V74H33ZM207 73H208V71H207ZM6 73H5V71H4V74L3 75H5ZM69 74V72L67 73V75ZM93 75V77H92V75ZM209 74H211V73H209ZM212 74L214 75L215 74V71L213 72L212 71ZM222 74V73H221ZM225 74V73H224ZM223 74V75H224ZM240 74V73H239ZM248 74V73H247ZM260 74V73H259ZM7 75V74H6ZM19 75V74H18ZM66 75V76H67ZM73 75V74H72ZM217 75V74H216ZM230 75V74H229ZM238 75V74H237ZM251 75H253V73L251 74ZM22 76H23V73H22ZM65 76V77H66ZM206 76H209V75H206ZM205 76V78H207ZM218 76H219V74H218ZM235 75H233V77H234ZM245 76V75H244ZM45 77L47 78V75H45ZM78 77V76H77ZM114 77V76H113ZM214 77V76H213ZM246 77V76H245ZM261 77H263L262 75H261ZM8 78V77H7ZM36 78V77H35ZM68 78V77H67ZM203 78V77H202ZM201 78V79H202ZM204 78V80L206 81V83H207V81H211L210 79L209 80H207V79H205ZM209 78V77H208ZM219 78V77H218ZM221 78V77H220ZM237 78V77H236ZM248 78V77H247ZM253 78V77H252ZM252 78H251V80H252ZM264 78V77H263ZM74 79V78H73ZM83 79H84V81H83ZM201 79H199L198 81H200V82H202V80ZM223 79H225V77H223ZM222 78L220 79V80H223ZM228 79V78H227ZM230 79V78H229ZM235 79V78H234ZM234 79H232V80H234ZM238 79V78H237ZM246 79V78H245ZM255 79V78H254ZM253 79V80H254ZM23 82H22V81ZM36 80V79H35ZM43 80H44V78H43ZM181 80V81H182ZM239 80V79H238ZM242 80H243V78H242ZM246 80H248V82H249V78L248 79H246ZM37 81V80H36ZM58 81V80H57ZM197 81V80H196ZM224 81H226V80H224ZM231 81V80H230ZM230 81H227L225 84L227 85V83L229 82L230 83ZM234 81H236V80H234ZM8 83L7 85V87H5V83ZM83 84H82V83ZM109 82V81H108ZM183 82V81H182ZM194 82H195V80H194ZM220 82V81H219ZM242 82V81H241ZM247 82V83H248ZM253 82V81H252ZM60 83V82H59ZM205 83V82H204ZM206 83H205V85L203 86V91H201V92H206V90H207V85H206ZM214 83V82H213ZM222 83V82H221ZM243 83V82H242ZM12 84V85H11ZM16 84H17V86H16ZM49 84V83H48ZM93 84V87H97V86H95ZM187 84V83H186ZM186 84H184V85H186ZM236 83L234 82V85H235ZM9 85H11V86H15V87H11V88H9ZM54 85V84H53ZM182 85H183V83L180 85L181 87H182ZM192 86H193V84H191ZM201 85V86H200ZM221 85V84H220ZM229 85V84H228ZM227 85V86H228ZM253 85H254V83H252V87H253ZM51 86V85H50ZM56 86V85H55ZM108 86V85H107ZM191 86V87H192ZM238 86H240L239 84H238ZM248 86V85H247ZM33 87H34V84H33ZM81 87V88H80ZM111 87H110V89H111ZM185 87V86H184ZM223 87H224V84H223ZM231 87V86H230ZM236 87V86H235ZM252 87H251V90H252ZM99 88V87H98ZM108 88V87H107ZM233 88H234V86H233ZM244 88V87H243ZM248 88V87H247ZM257 87H255V89H256ZM259 88V87H258ZM50 89V88H49ZM96 89V88H95ZM94 88H93V90H95ZM191 89V88H190ZM213 89V88H212ZM227 89V91H228V87L226 88ZM230 89V88H229ZM234 89H236V88H234ZM238 89H241L240 87L238 88ZM32 90V89H31ZM35 90V89H34ZM97 90V89H96ZM99 90V89H98ZM223 90V89H222ZM187 91H188V89H187ZM209 91V90H208ZM207 91V93L209 94V92ZM230 91H232V89H230ZM229 91V92H230ZM235 91V90H234ZM239 91H241V90H239ZM254 91V90H253ZM32 92H34V91H32ZM48 92V91H47ZM104 92V91H103ZM215 91H213V93H214ZM229 92H228V94H229ZM252 92V91H251ZM251 92L250 91H248L247 93H250L251 94ZM259 92V91H258ZM261 92V91H260ZM18 93V94H17ZM92 93V92H91ZM93 93H96V91L95 92H93ZM237 93V92H236ZM239 93V92H238ZM255 93H257V92H255ZM45 94V93H44ZM104 94V93H103ZM205 94V93H204ZM203 94V95H204ZM212 94V93H211ZM217 94V93H216ZM226 94V93H225ZM241 94V93H240ZM242 94H243V89H242ZM254 94V93H253ZM27 95V94H26ZM67 95V96H66ZM201 95H202V93H201ZM222 95V97H223V94H221ZM252 95V94H251ZM1 96V95H0ZM206 96L208 97L209 95H207L206 94ZM212 96H214L213 94H212ZM220 96V95H219ZM241 96V95H240ZM240 96L238 97V98H240ZM258 96V95H257ZM4 97L2 98V99H4ZM221 96H220V101L221 100H223V103L225 102L224 101V99H226V98H222ZM227 97H229V96H227ZM32 98V97H31ZM38 98H40V97H38ZM217 99H218V96L216 97ZM229 98H231L232 99V97L230 96ZM234 98V97H233ZM243 98V97H242ZM246 98V97H245ZM249 98V97H248ZM2 99H1V97H0V100L2 101ZM30 99V98H29ZM28 99V100H29ZM69 99V100H68ZM92 99H93V101H92ZM102 99V98H101ZM199 99H201V98H199ZM209 99V98H208ZM228 99V98H227ZM236 99V98H235ZM258 100H259V97L257 98ZM18 100V99H17ZM68 100V101H67ZM113 100V99H112ZM202 100V99H201ZM240 100H241V98H240ZM43 101H44V99H43ZM52 101V100H51ZM50 101V102H51ZM101 101V100H100ZM207 101V100H206ZM205 101V102H206ZM29 102V101H28ZM35 102V101H34ZM33 102V103H34ZM210 102V101H209ZM228 102V101H227ZM233 102H234V100H233ZM262 102V101H261ZM8 103H10V105H8ZM21 103V102H20ZM27 103V102H26ZM44 103V102H43ZM216 103V102H215ZM220 103H222V101L220 102ZM241 103V102H240ZM15 104V103H14ZM50 104V103H49ZM249 104V103H248ZM1 105V104H0ZM24 105H26V104H24ZM23 105V106H24ZM28 105V104H27ZM53 105V104H52ZM223 105V104H222ZM260 105V104H259ZM259 105L257 106V108L259 107ZM63 106V105H62ZM225 106V105H224ZM223 106V107H224ZM229 106H230V104H229ZM231 106H232V104H231ZM1 107V106H0ZM253 107V106H252ZM19 108V107H18ZM42 108L43 107H41V110H42ZM52 108V107H51ZM206 108H208V106L206 107ZM225 108V107H224ZM260 108H262V107H260ZM259 108V109H260ZM35 109V108H34ZM36 109H37V106H36ZM50 109V108H49ZM58 109H59V107H58ZM89 109H88V111H89ZM210 109V108H209ZM228 109V108H227ZM249 109H251V108H249ZM254 109V108H253ZM29 110V109H28ZM33 110V109H32ZM53 110V109H52ZM23 111H27L26 109L25 110H23ZM36 111V110H35ZM44 111V110H43ZM262 110H260V112H261ZM28 112V111H27ZM222 112V111H221ZM49 113V112H48ZM89 113V112H88ZM22 114V113H21ZM25 114V113H24ZM23 114V115H24ZM28 114V113H27ZM26 114V115H27ZM34 114V113H33ZM204 114V113H203ZM207 114V113H206ZM219 114V113H218ZM223 114H226V113H223ZM223 114H221V116H224ZM29 115V114H28ZM208 115V114H207ZM21 116V119H22V115H20ZM41 116V115H40ZM39 116V117H40ZM61 116V117H62ZM214 116V118L216 119V117H215V115H213ZM227 116V115H226ZM229 116V115H228ZM259 116H260V113H259ZM24 117V116H23ZM29 117V116H28ZM28 117H24L25 118V120L27 121L28 119ZM198 117V118H197ZM219 117H220V115H219ZM258 117V116H257ZM20 118V117H19ZM23 118V119H24ZM31 118V117H30ZM29 118V119H30ZM201 118V120H202V117H200ZM207 118H210V117H208L207 116ZM217 118H218V116H217ZM4 119V121H2L3 122V125L6 123V121L7 120H5ZM20 119V121H22ZM220 119V121H221V119H224V118H219ZM229 119V118H228ZM258 119V118H257ZM264 119V117L262 118L261 117V120H263ZM45 120V119H44ZM59 120V119H58ZM198 120H200V119H198ZM200 120V121H201ZM218 120V119H217ZM231 120V119H230ZM19 121V122H20ZM35 121V120H34ZM98 121H100V128H99V130H98ZM199 121V123H202V121L200 122ZM223 121V120H222ZM28 122V121H27ZM38 122V121H37ZM40 122H41V119H40ZM50 122V121H49ZM219 122V121H218ZM234 121H231L230 123L232 124ZM23 123L24 124H22V127H24L25 125L27 126L28 125V123H25V121L23 120ZM207 123V122H206ZM213 123V122H212ZM220 123V122H219ZM219 123H218V126H219ZM262 123H263V121H262ZM2 124V123H1ZM41 124V123H40ZM94 124V125H93ZM55 125V124H54ZM233 125V124H232ZM231 125V127H233ZM237 125V124H236ZM247 125V124H246ZM261 125V124H260ZM37 126H40V125H38L37 124ZM212 126V125H211ZM213 126H216V124H214ZM217 126V127H218ZM221 126L222 125H220V130L222 129L221 128ZM245 126V125H244ZM4 128H5V126H3ZM2 127V130H3V132H4V128ZM28 127H30L29 125H28ZM27 127V128H28ZM53 127V126H52ZM51 127V128H52ZM217 127H215V128H217ZM214 128V129H215ZM229 128V127H228ZM40 129H41V127H40ZM39 129V130H40ZM89 129V128H88ZM213 129V130H214ZM30 130V129H29ZM28 130V131H29ZM35 130V129H34ZM38 130V129H37ZM216 130V129H215ZM234 130V129H233ZM232 130V131H233ZM33 131V128H32V130H31V132ZM53 131V130H52ZM264 131V130H263ZM16 132V131H15ZM23 132H24V130H23ZM30 132V131H29ZM27 133V136H31V132L30 133ZM87 132V131H86ZM85 132V133H86ZM216 132H217V130H216ZM225 132V131H224ZM231 132V131H230ZM244 132V131H243ZM10 133V132H9ZM197 133V132H196ZM213 133V132H212ZM0 134H2V131L0 130ZM22 134V133H21ZM25 134V133H24ZM29 134V135H28ZM204 134V133H203ZM215 134V133H214ZM218 134H221V133H219L218 132ZM231 134V133H230ZM36 135V134H35ZM54 135V134H53ZM85 135V134H84ZM205 135V134H204ZM245 135V134H244ZM251 135H253V134H251ZM3 137H4V133H3V135H2ZM23 136V135H22ZM48 136V135H47ZM216 136V135H215ZM221 136V135H220ZM219 136V137H220ZM237 136H239L238 134H237ZM246 136V135H245ZM256 137H257V135H255ZM264 136V135H263ZM10 137V136H9ZM16 137V136H15ZM178 137V138H177ZM197 137V136H196ZM195 137V138H196ZM201 137V136H200ZM206 137V136H205ZM241 137H242V135H241ZM247 137V136H246ZM27 138V137H26ZM42 138V137H41ZM51 138H53V137H51ZM65 138V137H64ZM177 138V139H176ZM233 138V137H232ZM248 138V137H247ZM251 138V137H250ZM260 138V137H259ZM258 138V139H259ZM262 138V137H261ZM260 138V139H261ZM264 138V137H263ZM262 138V139H263ZM0 139H1V137H0ZM82 138H80L79 140H78V142H77V146H79V145H81L80 143H81V140ZM200 139V138H199ZM210 139H212V137L210 138ZM220 139V138H219ZM228 139H229V137H228ZM234 139V138H233ZM237 139H239V138H237L236 137V140ZM64 140V139H63ZM76 140V139H75ZM81 140V141H80ZM215 140V139H214ZM221 140V139H220ZM227 139L225 138V141H226ZM2 141V140H1ZM16 141V140H15ZM175 141H176V143H175ZM194 141V140H193ZM3 142V141H2ZM83 142V141H82ZM186 142V141H185ZM202 142V141H201ZM206 142V141H205ZM204 142V143H205ZM213 142V141H212ZM211 142V143H212ZM221 142H222V140H221ZM242 142V141H241ZM244 142V141H243ZM242 142V144H244V145H247V144H245V143H243ZM264 142V141H263ZM262 142V143H263ZM26 143V142H25ZM33 143V142H32ZM218 143V142H217ZM216 143V144H217ZM227 143H230L229 141L227 142ZM57 144V145H56ZM76 144V143H75ZM206 144V143H205ZM213 144H214V142H213ZM3 145H4V143H3ZM193 146H195L194 144H192ZM208 145H209V143H208ZM260 145V144H259ZM259 145H257V147H258V149H259ZM16 146V145H15ZM76 146V145H75ZM83 146V145H82ZM182 146V145H181ZM180 146V147H181ZM185 146V145H184ZM217 146V145H216ZM222 146V145H221ZM229 146H230V144H229ZM238 146H239V143H238ZM242 146V145H241ZM262 146V145H261ZM260 146V147H261ZM50 147V146H49ZM144 147H145V149H144ZM179 147V148H180ZM223 147V146H222ZM252 147V146H251ZM31 148H33V147H31ZM53 148V147H52ZM179 148H178V150H177V152L179 151ZM182 148H183V146H182ZM203 148H204V146H203ZM212 149H211V151L213 150H215V148H214V145H212V147H211ZM219 148L220 147H218V150H219ZM230 148V147H229ZM242 148V147H241ZM240 148V149H241ZM245 148V147H244ZM262 148V147H261ZM260 148V149H261ZM181 149V148H180ZM189 149V148H188ZM223 149V148H222ZM226 149V148H225ZM235 149V148H234ZM249 149V148H248ZM34 150V149H33ZM52 150H54V149H52ZM65 150V149H64ZM196 150V149H195ZM217 150V149H216ZM257 150V149H256ZM50 152H52L51 150H49ZM48 151V152H49ZM77 151H78V149H77ZM154 151H157V152H155L154 153ZM189 151V150H188ZM200 151V150H199ZM204 151V150H203ZM231 151V150H230ZM239 151H241V150H239ZM28 152H29V150H28ZM31 152V151H30ZM173 152V151H172ZM206 152V151H205ZM219 152H222V151H219ZM218 152V153H219ZM259 152H260V150H259ZM261 152H263V151H261ZM25 153V152H24ZM34 152L32 151L31 152V154H33ZM216 153V152H215ZM239 153V152H238ZM252 153H253V151H252ZM257 153V152H256ZM14 154L16 155V152H14ZM30 154V155H31ZM67 154V153H66ZM166 154V153H165ZM168 154V153H167ZM166 154V155H167ZM217 154V153H216ZM220 155H222V153H219ZM225 154V153H224ZM229 154V153H228ZM254 154V153H253ZM34 155V154H33ZM33 155L31 156V157H33ZM64 155V154H63ZM169 156H170V154H168ZM204 155V154H203ZM203 155H202V158H203ZM232 155V154H231ZM236 155V154H235ZM239 155V154H238ZM251 155V154H250ZM249 155V156H250ZM259 155V154H258ZM53 156H54V154H53ZM85 156V155H84ZM95 155L93 154V157H94ZM182 156V151H181V155H180V157ZM228 156H230V155H228ZM52 157V156H51ZM55 157V156H54ZM53 157V158H54ZM67 157V156H66ZM176 157H177V153H176ZM184 157V156H183ZM182 157V158H183ZM220 157V156H219ZM241 157V156H240ZM252 157V156H251ZM250 157V158H251ZM34 158V157H33ZM45 158V157H44ZM59 158V157H58ZM83 158H86V157H83ZM170 158V157H169ZM197 158H198V156H197ZM223 158V157H222ZM233 158V157H232ZM248 158V157H247ZM256 158L257 157H255V160H256ZM52 159V158H51ZM173 159V158H172ZM224 159H226V158H224ZM234 159V158H233ZM18 160V159H17ZM67 160V159H66ZM176 160V159H175ZM182 160H184V159H182ZM181 160V161H182ZM191 159H189V161H190ZM220 160V159H219ZM223 160V159H222ZM240 160V159H239ZM261 160H263V159H261ZM33 161L34 160H32V162L31 163H33ZM47 160H45V162H46ZM180 160H179V163L181 162ZM236 161H237V159H236ZM16 162H19V161H16ZM67 162V161H66ZM172 162V161H171ZM174 162V161H173ZM183 162H185V161H183ZM225 162H226V160H225ZM233 162V161H232ZM239 162V161H238ZM256 162H258L257 160H256ZM263 162H264V160H263ZM263 162H260V164L261 163H263ZM30 163V164H31ZM156 163V164H157ZM175 163V162H174ZM197 163H199V162H197ZM253 163H254V161H253ZM253 163H251V164H253ZM53 164H54V162H53ZM133 164V163H132ZM161 164V165H162ZM167 164L170 166V164L167 162ZM195 164V163H194ZM258 164V163H257ZM11 165V164H10ZM32 165V164H31ZM34 165H36V163H34ZM246 165V164H245ZM42 166V165H41ZM116 166V167H115ZM133 166V165H132ZM164 166V165H163ZM165 166H166V164H165ZM177 166H178V164H177ZM177 166H175V167H177ZM229 166V165H228ZM11 167H12V165H11ZM56 167V166H55ZM171 167V166H170ZM170 167H168L169 169H170ZM175 167H174V169H175ZM222 167H224V163H223V165H222ZM222 167H220V168H222ZM237 167V166H236ZM243 167H245L244 165H243ZM243 167H242V169H243ZM252 167H253V165H252ZM33 168H36V166L35 167H33ZM130 168H131V166H130ZM166 168H167V166H166ZM193 168V167H192ZM227 168V166L225 167V169ZM233 168V167H232ZM240 168V167H239ZM256 168V167H255ZM259 168V167H258ZM23 169V168H22ZM49 169V168H48ZM58 169V168H57ZM156 169V172H157V170L159 169V168H155ZM173 169V170H174ZM219 169V168H218ZM225 169H224V171H225ZM252 169V168H251ZM2 170H3V168H2ZM132 170V169H131ZM138 170V169H137ZM171 170V169H170ZM170 170H169V172L168 173H170ZM193 170V169H192ZM222 170V169H221ZM238 170V169H237ZM252 170H254V169H252ZM261 170V169H260ZM61 171V170H60ZM87 171V170H86ZM155 171V170H154ZM166 171V170H165ZM215 171V170H214ZM239 171H241V169H239ZM6 172V171H5ZM7 172H9V171H7ZM44 172V171H43ZM78 172V171H77ZM80 172H81V169H80ZM125 172V171H124ZM127 172V171H126ZM125 172V173H126ZM132 172V171H131ZM130 172V173H131ZM174 172V171H173ZM238 172V171H237ZM250 172V171H249ZM257 172V171H256ZM264 172V171H263ZM10 173V172H9ZM36 174H37V172H35ZM59 173V172H58ZM144 173V172H143ZM234 173V172H233ZM260 173V172H259ZM258 173V174H259ZM22 174V173H21ZM30 174H31V172H30ZM33 174V173H32ZM44 174V173H43ZM122 174V173H121ZM157 174V173H156ZM155 174V175H156ZM160 174H162V170H161V173ZM159 174V177H162L161 175ZM165 174V173H164ZM176 174H178V173H176ZM216 174V173H215ZM3 175V174H2ZM18 175V174H17ZM52 175V174H51ZM78 175H79V173H78ZM124 175V174H123ZM144 175V174H143ZM146 175V174H145ZM179 175V174H178ZM213 175V174H212ZM212 175L210 176V177H212ZM220 175H221V173H220ZM225 175V174H224ZM249 175V174H248ZM254 175V174H253ZM67 176V175H66ZM163 176H165V175H163ZM177 176V175H176ZM226 176V175H225ZM246 176H247V174H246ZM256 176V175H255ZM259 176V175H258ZM262 176V175H261ZM2 177H4V176H2ZM7 177H10V175H8L7 174ZM6 177V178H7ZM31 177H32V175H31ZM59 177V176H58ZM141 177H143V176H141ZM166 177V176H165ZM168 177V176H167ZM220 177V176H219ZM6 178H4V180H7ZM19 178V177H18ZM36 178H38V177H36ZM60 178V177H59ZM79 178V177H78ZM181 178V177H180ZM222 178V177H221ZM224 178V177H223ZM222 178V179H223ZM230 178V177H229ZM11 179V178H10ZM75 179H77V178H75ZM84 179V178H83ZM82 179V180H83ZM142 179V178H141ZM157 179H158V177H157ZM163 179V178H162ZM258 179V178H257ZM256 179V180H257ZM30 180V179H29ZM29 180H28V182H29ZM36 180H38V179H36ZM161 180V179H160ZM159 180V181H160ZM185 180V179H184ZM255 180V181H256ZM261 180V179H260ZM259 180V181H260ZM0 181H1V178H0ZM67 181V180H66ZM75 181V180H74ZM77 181V180H76ZM158 181V180H157ZM168 180H163V182H159V183H161V185L159 186V189H160V191L161 192H165V190H167L168 189V191H169V189H175L176 188V185H177V183H175V182H167ZM182 181H183V179H182ZM258 181V182H259ZM2 182H3V179H2ZM1 182V183H2ZM52 182V181H51ZM54 182V181H53ZM78 182V181H77ZM82 182V181H81ZM118 182V181H117ZM222 182H223V180H222ZM226 182V180H224V182L223 183H225ZM16 183H17V180H16ZM166 183V184H165ZM222 183V184H223ZM230 183V182H229ZM253 183H254V181H253ZM44 184V183H43ZM56 184V183H55ZM88 184V183H87ZM158 184V183H157ZM231 184V183H230ZM233 184V183H232ZM232 184H231V186H232ZM1 185V184H0ZM75 185H76V182H75ZM154 185H155V182H154ZM220 185V184H219ZM224 185V184H223ZM225 185H226V183H225ZM14 186H17V184L16 185H14ZM29 186V185H28ZM158 186H157V188H158ZM220 186H222V185H220ZM258 186V185H257ZM42 187V186H41ZM51 187V186H50ZM54 187V186H53ZM65 187V186H64ZM69 187H70V185H69ZM76 187V186H75ZM90 187L92 188H94L95 187V185H94V183L92 182L91 184H90ZM251 187H253V185H251ZM250 187V188H251ZM1 188V187H0ZM17 188V187H16ZM90 188V189H91ZM132 188H133V184H132ZM231 188V187H230ZM229 188V189H230ZM38 189V188H37ZM42 189V188H41ZM119 189V188H118ZM128 189V188H127ZM135 189V188H134ZM154 189H156V187L154 188ZM159 189H158V191H159ZM222 189V188H221ZM221 189H220V191H221ZM228 189V188H227ZM14 190H16V189H14ZM39 190V189H38ZM212 190V189H211ZM224 190V189H223ZM222 190V191H223ZM41 190H39V192H40ZM69 191H72V189H70ZM230 191V190H229ZM228 191V192H229ZM256 191V190H255ZM257 191H258V189H257ZM30 192V191H29ZM90 192V191H89ZM163 192V193H164ZM171 192V191H170ZM170 192H169V194H170ZM211 192V191H210ZM232 192V191H231ZM11 193V192H10ZM9 193V194H10ZM78 193V192H77ZM154 193V191H152V190H150V193H149V195H152ZM157 194H159L158 192H156ZM173 193V192H172ZM212 193H213V191H212ZM216 193V192H215ZM29 194V193H28ZM40 194V193H39ZM118 194V193H117ZM169 194H168V196H169ZM185 194V193H184ZM171 196V198H168V199H170V201L169 202H165V201H162L161 202V204H160V210L162 211V212H160V213H162V214H167L168 216H169V218H170V220H173V219H175V217H177V214L180 212V210H182V204H181V202H180V200H181V197L180 196H178V195H175L174 194V196L172 195V194H170ZM211 195V194H210ZM214 195V194H213ZM247 195V194H246ZM10 196V195H9ZM31 196V195H30ZM119 196V195H118ZM165 196V195H164ZM38 197H40V196H38ZM138 197H140V196H138ZM142 197V196H141ZM253 197H255V195L253 196ZM32 198V197H31ZM114 198V197H113ZM11 199V198H10ZM29 199V198H28ZM27 199V200H28ZM40 199V198H39ZM45 199H47V196H46V198ZM152 199V198H151ZM150 199V200H151ZM17 200V199H16ZM92 200V199H91ZM153 200H154V198H153ZM187 200V199H186ZM247 200V199H246ZM254 200V199H253ZM258 200V199H257ZM43 201V200H42ZM118 201V200H117ZM189 201V200H188ZM259 201V200H258ZM257 201V202H258ZM263 201V200H262ZM261 201V202H262ZM40 202V201H39ZM48 202V201H47ZM158 202V201H157ZM244 202V201H243ZM257 202H255V203H257ZM264 202V201H263ZM30 203V202H29ZM154 203V202H153ZM183 203H185V202H183ZM226 203V202H225ZM228 203V202H227ZM250 204H251V202H249ZM54 204V203H53ZM156 204V203H155ZM220 204H222V203H220ZM219 204V205H220ZM249 204V205H250ZM262 204V203H261ZM150 205H151V201H150ZM153 205V204H152ZM184 205V204H183ZM186 205V204H185ZM189 205H191V204H189ZM188 205V206H189ZM247 205V204H246ZM41 206V205H40ZM40 206H38V207H40ZM154 206V205H153ZM192 206H193V204H192ZM254 206V205H253ZM252 206V207H253ZM35 207H37V206H35ZM37 207V208H38ZM155 207V206H154ZM187 207V206H186ZM251 207V205H250V208H252ZM36 208V209H37ZM191 208V207H190ZM18 209V208H17ZM193 209V208H192ZM244 209V208H243ZM246 209V208H245ZM253 209V208H252ZM156 210V209H155ZM194 210V209H193ZM239 210V209H238ZM240 210H242V209H240ZM33 211V210H32ZM149 211V210H148ZM192 211V210H191ZM249 211H251V210H249ZM130 212V211H129ZM151 212V211H150ZM150 212H149V214H150ZM5 213V212H4ZM12 213V212H11ZM189 213V212H188ZM240 213H241V211H240ZM243 213V212H242ZM262 213H264V212H262ZM18 214V213H17ZM49 214V213H48ZM47 214V215H48ZM186 214V213H185ZM253 214V213H252ZM36 215V214H35ZM39 215V214H38ZM130 215V214H129ZM188 215V214H187ZM34 216V215H33ZM33 216H31V217H33ZM214 216V215H213ZM216 216V215H215ZM218 216V215H217ZM220 216V215H219ZM218 216V217H219ZM261 216H263V214L261 215ZM261 216H257V217H261ZM27 217L29 218V216L27 215ZM149 217H150V215H149ZM187 217V216H186ZM220 218V217H219ZM46 219V218H45ZM212 219H214V218H212ZM258 219H260V218H258ZM258 219H257V221H258ZM211 220V219H210ZM253 220V219H252ZM261 220V219H260ZM25 221H27V219L25 220ZM28 221L29 222H31L29 219H28ZM27 221V222H28ZM199 221V220H198ZM251 221V220H250ZM48 222V221H47ZM205 222V221H204ZM210 222V221H209ZM252 222V221H251ZM256 222V221H255ZM255 222H253L254 223V225H255ZM19 223V222H18ZM21 223V222H20ZM26 223V222H25ZM252 223V224H253ZM27 224V223H26ZM25 224V225H26ZM30 224H32V222L30 223ZM94 224V223H93ZM199 224V223H198ZM197 224V225H198ZM42 225H44V224H42ZM30 226V225H29ZM195 226V225H194ZM193 226V227H194ZM20 227V226H19ZM28 227V226H27ZM45 227V226H44ZM87 227V226H86ZM91 227V226H90ZM204 227V226H203ZM256 227V226H255ZM12 228V227H11ZM88 228V227H87ZM87 228H85V230H76L75 232H74V241H75V243L77 244V248H78V246H79V248L80 249H84V246H86V240L87 239H89V241L91 240L92 241V243H93V241H100V240H107L108 239V236H105L104 238H102L103 237V235H102V237L100 238L99 236H97L96 234L95 235H93V233H92V230H90V229H87ZM95 228V227H94ZM100 228V227H99ZM102 228V227H101ZM100 228V229H101ZM190 228H191V226H190ZM42 229V228H41ZM84 229V228H83ZM96 229H97V226H96ZM250 229V228H249ZM253 229V228H252ZM256 229V228H255ZM254 229V230H255ZM257 229H258V227H257ZM11 230V229H10ZM27 230V229H26ZM12 231V230H11ZM23 231V230H22ZM128 231V230H127ZM179 231H181V229H179ZM252 231V230H251ZM27 232H29V231H27ZM130 232V231H129ZM176 232V231H175ZM257 232H259V231H257ZM174 233V232H173ZM173 233H171V234H173ZM182 233V232H181ZM17 234V233H16ZM27 234H30V233H27ZM166 235H168V234H166ZM224 235H226V234H224ZM259 235V234H258ZM262 235V234H261ZM4 236V235H3ZM27 236V235H26ZM113 236V235H112ZM249 236H250V233H249ZM253 236V235H252ZM22 237V236H21ZM162 237V236H161ZM164 237H165V235H164ZM31 238V237H30ZM163 238V237H162ZM225 238V237H224ZM233 237H231L230 239H232ZM258 238V237H257ZM264 238V237H263ZM67 239V238H66ZM251 238H249V239H247V240H250ZM255 239H256V236H255ZM46 240V239H45ZM264 240V239H263ZM65 241V240H64ZM256 241H257V239H256ZM26 242V241H25ZM35 242H36V240H35ZM106 242V241H105ZM263 242V241H262ZM19 243V242H18ZM54 244H55V242H53ZM89 243H91V242H89ZM88 243V244H89ZM103 243V242H102ZM101 243V244H102ZM225 243V242H224ZM248 243H249V241H248ZM255 243V242H254ZM253 243V244H254ZM53 244V245H54ZM85 244V245H84ZM24 245V244H23ZM57 245V244H56ZM93 245H94V243H93ZM222 245H224V244H222ZM248 245V244H247ZM17 246V245H16ZM36 246V245H35ZM34 246V248L36 249V247ZM62 246V245H61ZM250 246H253V245H251L250 244ZM1 247V246H0ZM65 247V246H64ZM90 246H88V248H89ZM93 247V246H92ZM134 247V246H133ZM133 247H131V248H133ZM235 247V246H234ZM4 248V247H3ZM17 248H20V244H19V246L17 247ZM33 248V247H32ZM62 248V247H61ZM60 248V249H61ZM96 248V247H95ZM95 248H94V250H95ZM98 248H100L99 246H98ZM131 248H128V249H130L131 250ZM145 248V247H144ZM236 248V247H235ZM16 249V248H15ZM14 249V250H15ZM97 249V248H96ZM146 249V248H145ZM252 249V248H251ZM18 250V249H17ZM28 250H29V247H28ZM32 250V249H31ZM79 250V249H78ZM78 250H76V251H78ZM98 250V249H97ZM232 250V249H231ZM88 251V250H87ZM91 251H93V250H91ZM129 251V250H128ZM258 251V250H257ZM82 252V251H81ZM94 252V251H93ZM134 252V251H133ZM137 252V251H136ZM31 254H33L32 253V251L30 252ZM135 253V252H134ZM250 253V252H249ZM252 253V252H251ZM98 254V252L96 253V255ZM254 254V253H253ZM257 255H259L258 253H256ZM255 254V255H256ZM261 254V253H260ZM19 255H20V253H19ZM28 255V254H27ZM84 255H85V253H84ZM91 255H93L92 253H91ZM95 255V256H96ZM131 255V254H130ZM255 255H254V257H255ZM25 256V255H24ZM24 256H23V258H24ZM77 256H79V255H77ZM111 256V255H110ZM132 256V255H131ZM262 256V255H261ZM81 257H82V255H81ZM88 257V256H87ZM108 257V256H107ZM47 258V257H46ZM90 258H92V257H90ZM97 258V257H96ZM100 258V257H99ZM106 258V257H105ZM45 259V258H44ZM48 259V258H47ZM89 259V258H88ZM185 259V258H184ZM255 259H256V257H255ZM21 260H23V259H21ZM77 260H79V259H77ZM90 260V259H89ZM101 260H102V258H101ZM100 260V261H101ZM104 260V259H103ZM0 261H1V264H15V262H13L14 261V254L12 253V252H10V253H5V252H3V255L0 257ZM30 261V260H29ZM36 261V260H35ZM44 261V260H43ZM76 261V260H75ZM74 261V262H75ZM95 261V260H94ZM261 261V260H260ZM27 262V261H26ZM48 264H49V262L48 261H46ZM63 262V261H62ZM74 262H73V264H74ZM82 262H84V261H82ZM81 262V263H82ZM51 263V262H50ZM97 263V262H96ZM178 263H180V262H178ZM19 264H24L23 262L22 263H19ZM25 264H27V263H25ZM35 264V263H34ZM46 264V263H45ZM52 264V263H51ZM137 264V263H136ZM172 264V263H171ZM256 264H257V262H256ZM263 264V263H262Z\"/></svg>", "mask_w": 264, "mask_h": 264}]
</instances>
